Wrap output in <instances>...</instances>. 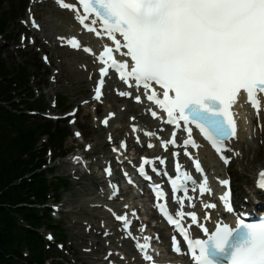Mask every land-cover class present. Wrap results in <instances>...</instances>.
Segmentation results:
<instances>
[{"label": "snow or ice", "instance_id": "1", "mask_svg": "<svg viewBox=\"0 0 264 264\" xmlns=\"http://www.w3.org/2000/svg\"><path fill=\"white\" fill-rule=\"evenodd\" d=\"M57 3L74 11L75 19L84 29L98 37L106 36L112 42L111 46L105 44L98 56L103 65L99 69L101 85L103 77L114 71L129 88L134 86L139 91L142 87V94L135 95V100L140 102L143 95L157 105L166 114L165 123L187 133L183 140L185 146L198 147L192 138V125H195L223 163H230L231 158L225 153L233 149L226 142L237 135L232 106L243 90L259 116L257 94L264 93V0H78L79 6L64 0H57ZM32 23L38 27L35 20ZM68 43L77 49L83 47L85 52L91 51L75 38ZM116 53L120 54V59L116 58ZM156 85L162 90V97L157 94ZM96 93L99 97L100 88ZM119 95L132 96L133 93L122 91ZM152 115L155 117L157 113L153 111ZM175 135L174 129L172 136ZM163 143L175 145L176 141L170 139ZM171 154L177 155L176 152ZM184 154L192 160L202 180L183 171L179 182L177 179L170 181L171 199L179 208L170 210L167 203L155 205L173 226L171 252L190 256V264H264V218L248 222L237 214L234 226L217 220L210 230L199 223L195 211L183 210L186 200L189 207H194L186 195L189 183L193 185L192 191H196L198 185L201 196L211 193L200 162L191 156L187 147ZM157 159L164 163L163 158ZM176 169L181 172L179 163ZM105 171L110 174L109 169ZM139 171L145 179H151L143 165ZM153 171L158 169L154 167ZM160 174L168 175L167 172ZM219 183L227 188L230 181L220 179ZM150 187L157 200L165 197L159 185ZM255 187L264 190V169L258 173ZM177 192L185 193V197L177 196ZM230 197L228 188L219 199L227 212L234 213L236 209ZM203 207L209 209L217 205L209 202L203 203ZM113 215L126 229L129 227L126 215L115 212ZM185 217L197 224L205 238L191 235L190 225L185 226L183 222ZM209 218L206 213L204 219ZM144 227L141 226L140 231ZM177 232L182 240H178ZM142 239L145 243L136 244L142 260L146 264H157L149 253V241L153 238L145 236Z\"/></svg>", "mask_w": 264, "mask_h": 264}, {"label": "trees", "instance_id": "2", "mask_svg": "<svg viewBox=\"0 0 264 264\" xmlns=\"http://www.w3.org/2000/svg\"><path fill=\"white\" fill-rule=\"evenodd\" d=\"M2 69L3 67L0 66V70ZM9 116L10 115L7 111L0 109V123L5 124L7 121L12 120L13 124H15L16 119L14 117L9 119ZM2 133L6 134L5 131ZM0 143L3 144V142ZM14 160L18 161V159ZM0 167V264H2L4 263V257L6 255L10 253L16 254L14 241H18L20 246L22 245V238L15 231V218L10 215L9 210L2 207L5 203L10 205L17 204L20 200V193L18 190L21 188L11 186L14 175L9 170L7 159L3 156V154L0 156Z\"/></svg>", "mask_w": 264, "mask_h": 264}, {"label": "bare ground", "instance_id": "3", "mask_svg": "<svg viewBox=\"0 0 264 264\" xmlns=\"http://www.w3.org/2000/svg\"><path fill=\"white\" fill-rule=\"evenodd\" d=\"M48 9V8H46ZM46 13H48L49 15L51 13H53L51 10L48 9V11H45ZM56 19H60L61 16L59 14H55L54 16ZM45 21H43V25H44V29H45V35H50L52 36L55 32H57L58 30H61L62 27L58 26L56 24V21H54V26L55 28H52V30L46 29V25L49 23L48 19H44ZM51 23V22H50ZM63 73L69 77L71 79V82L76 83V82H83V79L81 80V75L76 76L77 73L75 70H70V69H63ZM264 136V130H263V134ZM260 139V136H258L257 140ZM256 140V141H257ZM236 147H238L239 149H241L244 153V157H248L249 154H251V158L248 159L247 163H243L242 165H240L242 167L243 170H245L246 168H250V174H254L256 173L257 170L261 169L262 167H264V147H253V145H250L248 142H246V135L245 134H241L239 133V138H238V143L235 145ZM238 164V161L236 162ZM244 196H248L247 194H245Z\"/></svg>", "mask_w": 264, "mask_h": 264}, {"label": "rangeland", "instance_id": "4", "mask_svg": "<svg viewBox=\"0 0 264 264\" xmlns=\"http://www.w3.org/2000/svg\"><path fill=\"white\" fill-rule=\"evenodd\" d=\"M14 2H15L16 7L18 8L17 10L20 11L21 6H22L21 0H14ZM12 3L13 2L10 1L9 5H12ZM19 4H21L20 7H18ZM11 28H12V26H11ZM11 28L9 30H11ZM2 50H3V58H4V60L8 64H11L12 60L9 58L8 53L6 52V49L3 48ZM24 61L27 62L28 65H31V67L34 66V64L38 63L36 58L34 56H32V55L24 58ZM250 157L251 156L249 155L248 158H250ZM248 158H246L245 162H247ZM235 171H237V173H239L238 176H239V179L241 180V183H245L244 181L247 180V178L249 176V169L247 168L246 171H242L239 167H236ZM78 200H79V197L78 196H74V199H73L72 203L73 204H77ZM12 264H19V263H12Z\"/></svg>", "mask_w": 264, "mask_h": 264}]
</instances>
